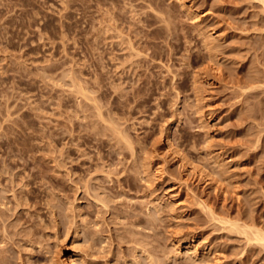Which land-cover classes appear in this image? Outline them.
I'll use <instances>...</instances> for the list:
<instances>
[{"label":"rangeland","instance_id":"374dc122","mask_svg":"<svg viewBox=\"0 0 264 264\" xmlns=\"http://www.w3.org/2000/svg\"><path fill=\"white\" fill-rule=\"evenodd\" d=\"M259 231L263 1L0 0V264H264Z\"/></svg>","mask_w":264,"mask_h":264},{"label":"bare ground","instance_id":"6f19581e","mask_svg":"<svg viewBox=\"0 0 264 264\" xmlns=\"http://www.w3.org/2000/svg\"><path fill=\"white\" fill-rule=\"evenodd\" d=\"M261 1H263V3H264V0H261ZM176 152V151H175ZM202 172L203 171H201L200 172V174H202ZM248 227V226H247ZM253 229V228H252ZM246 231V230H245ZM253 231V230H252ZM260 232V231H259ZM258 233V232H257ZM260 233H262V232H260ZM263 234V233H262ZM257 235V234H256ZM257 236H255V238H256ZM258 239H262V241L264 240V234L263 235H258V237H257V240ZM65 263L66 264H75L76 263V260H75V258H66V261H65Z\"/></svg>","mask_w":264,"mask_h":264}]
</instances>
